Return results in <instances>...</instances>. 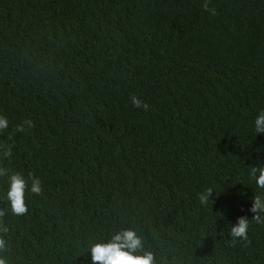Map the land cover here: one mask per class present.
I'll return each mask as SVG.
<instances>
[{
	"label": "trees",
	"instance_id": "1",
	"mask_svg": "<svg viewBox=\"0 0 264 264\" xmlns=\"http://www.w3.org/2000/svg\"><path fill=\"white\" fill-rule=\"evenodd\" d=\"M202 3L0 0V164L44 187L28 178L16 216L0 177L7 264H92L124 229L156 264H264L249 176L264 167V0ZM241 216L251 243L233 245Z\"/></svg>",
	"mask_w": 264,
	"mask_h": 264
},
{
	"label": "clouds",
	"instance_id": "2",
	"mask_svg": "<svg viewBox=\"0 0 264 264\" xmlns=\"http://www.w3.org/2000/svg\"><path fill=\"white\" fill-rule=\"evenodd\" d=\"M201 7L210 15H216V9L211 6V0H203ZM132 105L137 109L148 110L149 105L136 95L131 96ZM8 118L6 115L0 114V132L8 128ZM25 125L32 129L35 127L34 120L26 118L17 126V131H23ZM255 133H264V110H261L254 121ZM12 155L11 148H7L3 152L4 157ZM8 176V190L6 192L11 212L13 215H26L29 211L26 203V190L28 189V178L31 179V192L41 195L44 187L41 179L33 173H28V178L21 171L11 172L10 169L0 164V177ZM249 176L255 181L258 189L264 190V167L252 166L249 170ZM213 196V188L209 187L205 192L200 193L199 200L202 204L207 205L209 199ZM255 215L252 219L257 224H264V194H257L253 199L250 209ZM6 215L4 209H0V231L7 232L8 229L3 226L2 218ZM249 219L246 216L238 218V222L231 228L230 235L233 238L231 243L235 245L237 239H242L246 243H251L248 235ZM7 247L5 239L0 236V251ZM143 248V240L134 229H124L115 232L108 240H99L93 243L89 249L91 252L92 264H156L155 255L151 251H144L138 254V249ZM0 264H7L5 257L0 256Z\"/></svg>",
	"mask_w": 264,
	"mask_h": 264
}]
</instances>
